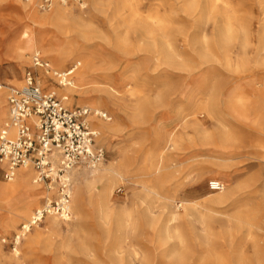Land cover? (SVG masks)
<instances>
[{"label":"rangeland","instance_id":"obj_1","mask_svg":"<svg viewBox=\"0 0 264 264\" xmlns=\"http://www.w3.org/2000/svg\"><path fill=\"white\" fill-rule=\"evenodd\" d=\"M69 1L65 11L66 16L83 14V23L87 25L85 30H77L71 36L87 47L85 53L89 52L87 60L92 77L85 88L88 89L89 96L96 105L79 104L78 96L75 95L73 101L68 103L67 100L63 101L64 106L68 109L95 107L110 114L104 101L105 88L119 90V84L130 83L134 91L133 95L123 93L122 97L135 109L136 123L125 116L121 117L117 136L108 133L102 142L98 140L99 136L96 139L105 150L103 165H107L113 159L117 162L121 161L128 156L130 168L141 166L143 168L140 173L141 179L156 187L159 193L169 195L175 208L179 200L186 199L197 207L196 217L200 213L205 214L207 228L198 220L193 225L185 220L178 224L183 243L181 245L178 241H174L171 245L175 246V250L181 256L189 259L182 264H196L192 259H198L208 252L213 256H244L245 264H264V260L255 256L257 250L255 247L258 246L262 252L264 250V231L259 229V227L264 228V128L253 112L243 119L230 113L226 107L233 92L255 98L256 101L252 98L251 102H258L257 105L264 103V36L259 35L262 14L259 13L258 1L229 0L236 13L248 19L246 22L249 29L246 40L238 37L230 42L216 40L214 20L196 23L193 14L187 15L183 0H130L131 7L124 6L119 18L113 15V7H105L103 12L90 13L87 0ZM49 12L40 8L38 10V14L45 17ZM132 12L136 15L132 16ZM150 17H159L167 23L169 38L176 53L174 61L169 66L150 57L143 50L127 48L128 53L124 54L114 41L115 35H122L128 30L131 31V40L136 43L142 23L151 28L158 27ZM16 18L13 9L0 7V81L10 83L21 80L22 84L25 71L32 68L33 53L25 55L27 62L21 68L12 67V55L1 43L7 34L6 24ZM129 19L133 24H128ZM60 30L54 26L47 30L48 37L58 44L63 38ZM196 37L200 39L201 51L206 47L207 51L209 50L207 57L196 55L195 49L198 48L194 47ZM52 52L54 51L51 50ZM38 53L57 71L62 72L73 65H78L72 74L75 84L78 83L77 75L85 65V60L79 56L78 51L72 52L62 68L52 60V54L49 55L41 49ZM11 67L15 71L14 75ZM105 72L109 73V76L101 75ZM36 73L42 88L50 92L54 91L58 97H68L67 92H59L56 89L59 84L51 74L47 76L41 69H36ZM10 86L18 85L10 84ZM198 87L204 88L207 98L215 99V95L219 93V105L211 110V114H204L199 118L209 137L205 140L192 137L189 145L183 142L181 149L171 156L170 170L175 178L171 183L160 185L159 182H155L153 175L147 173L146 167L149 148L152 147L154 140V130L172 125L175 111L187 107L190 92ZM254 87L260 88L261 93L255 95ZM91 127L94 130V126ZM188 130L192 136V130ZM128 133L131 135L126 136ZM170 150L168 148L169 154ZM76 169H72L69 173L72 195L75 186L83 182V177L78 180L75 178L78 173L75 176ZM78 169L85 173L91 171ZM216 175L223 177L230 188L247 181L254 184L248 189L251 190L249 193H236L234 201L228 200L217 205L209 204L206 202L207 198L217 191L209 189L208 179ZM0 181L5 182L1 172ZM112 186L111 205L114 211L118 213L121 209L131 207L134 188L130 184L129 176L117 178ZM44 203L45 198H40L38 204L43 207ZM71 205L72 214L69 220L60 221V227L50 233L48 238L40 240L32 249L26 248L24 241L36 231L47 233L48 224L45 220L37 224L24 239L22 237L16 249L11 243H0V264H112L108 259L111 241L105 236L94 206L85 200L81 207L83 211L78 216L74 205ZM35 210L36 207L31 214ZM161 211L156 209L155 216L163 220L165 214ZM140 212L138 210V216L135 214L138 219L137 228L130 232L138 250L136 264H144L143 256L147 258L146 264H176L171 259L162 257L167 250L157 242L155 231L149 226L141 227ZM7 214L9 209L0 206V223ZM246 215L252 221L251 228L240 222L241 217L243 216L244 220ZM24 222L26 220H19L11 228L0 225V239L5 238L10 242L20 224ZM67 223L78 225L80 240L72 236L68 241L65 230L63 232ZM205 240L209 243L206 244ZM226 264H235V262L230 260Z\"/></svg>","mask_w":264,"mask_h":264},{"label":"bare ground","instance_id":"obj_2","mask_svg":"<svg viewBox=\"0 0 264 264\" xmlns=\"http://www.w3.org/2000/svg\"><path fill=\"white\" fill-rule=\"evenodd\" d=\"M20 2L17 4V2ZM0 0V7H10L16 12L17 18L8 22L6 25V36L1 40L4 47L12 55V67L21 68L27 61L26 54L38 53V50H43L47 54H52V60L55 64L62 68L68 61V58L74 50L78 51L80 57L85 60V65L77 75L78 83L73 81L69 86L62 87L59 85L56 89L59 92H67V103L73 101L75 95L77 102L83 105H96L89 96L88 89L85 86L92 77L89 61L87 60L89 52L85 53L87 47L81 45L72 36L77 30H82L87 27L84 22L83 14L68 17L66 16V9L69 6V0H53L48 10L49 14L45 16L39 15V0ZM259 5V13L262 14L260 18L261 32L260 36H264V0H257ZM130 0H87L89 12L102 11L105 7H113V15L120 17L121 9L128 5L131 7ZM184 9L187 15L193 14V19L196 23L214 20L215 21V38L218 41L230 42L234 38L241 37L246 40L249 29L247 20L243 16L236 13L233 4L229 0H183ZM38 9V10H37ZM103 12V11H102ZM101 12V13H102ZM132 16L136 13L132 12ZM152 22H155L158 27L151 28L142 23L140 26V32L137 37V42L134 43L130 38V32L126 30L124 33L115 35L114 41L117 48L128 53L127 48L133 50H143L153 57L160 60L161 63L171 65L174 61L176 53L173 49V43L169 38V30L166 21L159 17H150ZM128 24H133L130 21ZM54 26L57 29H61V35H63L61 43H57L48 37L49 27ZM73 35V34H72ZM197 39V37L195 38ZM194 47L198 57H207L209 50L204 49L201 51L200 39L195 40ZM51 50L54 52L51 53ZM174 56V57H173ZM12 75L15 71L13 68ZM103 77L109 76V73L105 72L101 74ZM24 82V80H23ZM10 84H16L22 86L21 80H15L14 82L6 83L0 81V123L1 126L5 124L8 119V101L7 94ZM15 86V87H18ZM119 90L114 88H105V105L107 111H102L95 107H89L93 109V113L89 115L90 126H94V146H101L96 142L102 140L108 135V133H114L118 135L119 118L127 117L129 120L136 123L137 115L135 109L132 108V104L128 103L123 97V93L133 95V88L130 83L124 85L119 84ZM255 95L261 93V89L258 87L253 88ZM120 94V95H119ZM64 97V96H63ZM65 98V97H64ZM253 97L244 96L240 93L233 92L226 103L227 110L238 116V118L246 119L251 112L255 114L258 121L261 122L264 128V103L257 105L252 103ZM254 101L255 98H253ZM251 102V103H250ZM264 102V101H263ZM259 104V103H258ZM219 105V93L215 95V99L207 98V93L204 88L198 87L196 90L190 92L187 98V107L183 109L178 108L175 112V117L172 125L163 127L161 129H155L154 140L152 147L149 148L148 162L146 167L147 173L154 176L155 182L159 184L171 183L175 178L171 172L172 155L174 152L181 149V144L187 142L189 145L192 137H199V139H207L209 137L208 132L202 127L200 116L204 114H211L212 109ZM114 117V118H113ZM92 124V125H91ZM92 128V127H91ZM192 130L191 136L189 130ZM180 130V131H179ZM179 131V132H177ZM126 135V134H125ZM128 133L126 136H130ZM222 140V138H221ZM187 145V146H188ZM218 146V145H217ZM222 146V141H221ZM102 148V146H101ZM168 148L170 154L167 152ZM105 159H96L92 162V165L88 167L91 170L89 173L85 171L80 172L78 168L87 169L85 167H74L75 177L77 180L83 177L82 184H77L74 194L72 195V201L70 203L74 205L75 212L78 216L82 213V204L85 200L94 206V211L98 215V219L104 228L105 236L110 239V245L108 248V259L112 264H136L138 253L137 246L133 242L130 232L137 228L138 220L135 214L138 216V210H140L141 227L149 226L156 233V240L161 246H165L166 253L162 255L163 258H169L176 264H182L186 261V257L181 256L179 252L175 250V246H172V242L178 241L181 245L183 239L178 224L182 221H189L191 225L196 220L201 224L208 227L205 214H198L197 207L192 204L191 201L181 199L178 201V205L175 208L171 203L169 195H163L157 191V188L149 185L146 180L141 179V172L143 168L141 166L130 168V159L128 156L121 161L113 159L107 165H103ZM15 176L12 180L1 182L0 181V206H5L9 209V214L2 219L0 225L4 228L14 227L19 220H28L32 215L31 212L41 208L38 204L40 198H45V202H48L54 191L47 189L42 183L34 182L33 170L31 169H16ZM220 173V172H219ZM129 176L130 184L134 188L132 195L134 200L131 207H126L117 212L114 211L111 205V193L113 190V184L117 178H123ZM99 184V185H98ZM209 189L217 191L213 196L208 197L209 204H222L228 200H235L236 193L244 194L249 193L248 190L253 186V182L247 181L245 183H238L234 188H230L225 183V179L220 176H212L208 179ZM171 189L173 187L171 186ZM93 190V191H92ZM157 202L160 205L157 206ZM156 209H161L162 214H165V218L160 220V217L155 216ZM137 211V212H136ZM72 214V212H71ZM243 217V216H242ZM242 223L246 224L249 228L252 226V221L249 216H244ZM47 222L46 232L36 231V233L29 235L24 241L26 248L32 249L40 240L48 238L55 230H57L62 221L56 216H46L44 219ZM37 226V225H36ZM76 223L68 224L63 229L65 230V237L68 241L72 236L78 237L80 240V231ZM264 231L263 227H259ZM30 230L27 234H29ZM72 232V233H71ZM51 233V234H50ZM16 234V233H15ZM24 235L23 239L25 238ZM208 244V240L204 241ZM264 242V239H263ZM256 258L264 260L263 252L257 247ZM143 263L146 264L147 258L144 256ZM189 260V259H187ZM230 260H233L235 264H245L244 256H213L209 252L205 255H201L198 259H192L196 264L202 263H215L226 264Z\"/></svg>","mask_w":264,"mask_h":264},{"label":"built area","instance_id":"obj_3","mask_svg":"<svg viewBox=\"0 0 264 264\" xmlns=\"http://www.w3.org/2000/svg\"><path fill=\"white\" fill-rule=\"evenodd\" d=\"M52 1L39 0L38 6L49 10ZM31 61L32 70L25 71L23 85L8 89L9 119L0 127V172L9 181L16 169H31L34 182L42 183L54 193L52 199L20 224L10 242L0 239V243H11L15 249L20 239L46 216L69 220L72 191L69 173L74 167L88 169L96 159H105V150L94 146L95 132L88 118L93 109L88 106L68 109L63 104L66 96L58 97L54 91L45 90L37 79L36 69H41L45 75L57 79L59 85L67 87L74 81L72 74L78 65L57 71L39 53H34Z\"/></svg>","mask_w":264,"mask_h":264}]
</instances>
